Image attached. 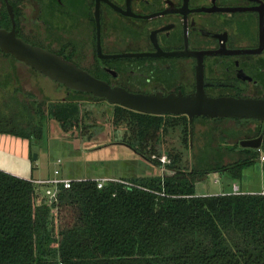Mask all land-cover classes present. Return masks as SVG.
Returning a JSON list of instances; mask_svg holds the SVG:
<instances>
[{"label":"trees","instance_id":"trees-1","mask_svg":"<svg viewBox=\"0 0 264 264\" xmlns=\"http://www.w3.org/2000/svg\"><path fill=\"white\" fill-rule=\"evenodd\" d=\"M8 1L18 24L20 13L13 0ZM0 26H11L4 0ZM3 55L16 60L11 54ZM64 88L66 96L47 100L44 107L38 103L33 108L31 102L17 100L26 110L22 117L7 103L0 104V133L24 138L32 145L42 138L45 114L64 130L88 134L91 124H83L89 115L86 109L94 106L93 102L104 101L110 108L105 122L113 123L112 128L123 123L129 131L120 143L172 172L122 176L101 186L96 178H75L69 187L60 186L57 198L50 202L40 185L0 169V264H264V194L195 193V181L208 172L225 170L239 178L242 169L259 157L255 148L242 147L238 140L250 131L258 133L260 120H250L256 126L245 134L223 130L236 140L226 148L228 152L238 149L240 156L235 162L224 163L222 153L211 149L210 139L197 155L191 148L187 169L178 152L168 151L167 161L151 158L162 152L164 134L175 127L189 148L186 114L137 111ZM32 110H37L40 119L34 118ZM198 119L223 120L196 116L192 131ZM261 148L264 152V138ZM244 151L249 152L248 157L243 156Z\"/></svg>","mask_w":264,"mask_h":264},{"label":"flooded vegetation","instance_id":"flooded-vegetation-1","mask_svg":"<svg viewBox=\"0 0 264 264\" xmlns=\"http://www.w3.org/2000/svg\"><path fill=\"white\" fill-rule=\"evenodd\" d=\"M13 2L15 33L111 85L188 93L201 84L212 96H264V0Z\"/></svg>","mask_w":264,"mask_h":264},{"label":"rangeland","instance_id":"rangeland-1","mask_svg":"<svg viewBox=\"0 0 264 264\" xmlns=\"http://www.w3.org/2000/svg\"><path fill=\"white\" fill-rule=\"evenodd\" d=\"M3 82L6 83L2 85ZM67 93L64 86L56 84L47 76L35 72L26 64L13 60L8 55L0 54V104L7 103L6 106H10L11 111L19 113L20 117L26 115V110L17 104V100L31 102L32 107L37 108L38 103L44 107V102L47 100H59ZM87 98L91 99V97ZM103 102H93L94 106L86 109L89 115L83 124L90 122L91 126L87 128L90 131L88 134H83L81 133L83 131L73 128L64 130L56 120L43 114L45 130H43L42 138L32 141L33 152L37 154L34 159L36 166H39L41 170L45 168L47 173L52 174L54 169H59L61 174L80 178L102 176L129 178L134 175L171 174L172 171L146 159L127 143H120L121 138L128 137L129 131L123 123L112 128L113 123L105 122L110 108H106ZM31 113L36 120L40 119L37 110H32ZM255 126L256 123L251 121L244 123L231 118L198 119L192 131L191 146L189 138V148L186 141L182 139L180 129L175 127L164 134L161 142L162 152L152 154L151 158L167 161L168 151L178 152L181 164L188 169L191 148L194 155H197L200 148L211 139V149L222 153L224 163H233L240 156L238 149L228 152L226 148H231L236 140L231 136L227 137L223 130L229 129L231 132H244L245 134ZM257 131L254 130V132ZM254 132L250 131V133ZM89 134L90 137L87 136ZM244 155L248 157L249 152L244 151ZM263 168L258 156L250 165H246L242 169L241 177L237 179V183L243 188L241 190L251 191L263 188ZM224 180L221 171H210L203 180L195 181V192L201 195L221 193L231 189V183L227 184Z\"/></svg>","mask_w":264,"mask_h":264},{"label":"water","instance_id":"water-1","mask_svg":"<svg viewBox=\"0 0 264 264\" xmlns=\"http://www.w3.org/2000/svg\"><path fill=\"white\" fill-rule=\"evenodd\" d=\"M6 3L11 26L6 28L0 26V50L11 54L16 60L32 67L40 74L49 79L66 86L70 90L88 92L95 97H104L109 103H118L122 106L137 111L148 113H171L186 114L189 122L190 146L192 145V121L196 116L208 118H233L241 122L249 120H260L262 124L261 133L256 137H245L238 141L243 147L258 148L264 130V96H212L205 93L201 84L188 93L181 91L142 92L132 91L121 85H111L104 79L93 75L89 70L79 66L75 62L63 57L50 49L30 43L17 35L14 30L15 21L10 4ZM260 48H258L259 50ZM102 57H124L143 54H97ZM199 78V72L197 74ZM225 84L227 82H212ZM37 157L32 153V159Z\"/></svg>","mask_w":264,"mask_h":264},{"label":"crops","instance_id":"crops-1","mask_svg":"<svg viewBox=\"0 0 264 264\" xmlns=\"http://www.w3.org/2000/svg\"><path fill=\"white\" fill-rule=\"evenodd\" d=\"M33 151H34L33 145L29 144V142L26 139L7 133H0V169L1 170L28 179H40V178L52 176L53 172L52 174L51 172L47 173V171H45V168L41 170L39 166H36L37 165L36 162L34 163L32 162L31 153H33ZM42 167H44V165H42ZM242 172L243 171H241V174ZM221 173L223 174V178L225 179L224 182L227 184L231 183V188L234 183L235 184L237 183V179L241 177L240 176L239 178H232L231 175L225 170L221 171ZM62 175L73 179L75 178L80 179V177L77 176H68L64 174ZM238 186L240 189L242 188L241 184L240 185L238 184ZM261 189L251 190L249 192H258ZM230 190L231 189H228L227 191H222L221 193L224 192L227 193ZM205 194H210V193H205Z\"/></svg>","mask_w":264,"mask_h":264},{"label":"built area","instance_id":"built-area-1","mask_svg":"<svg viewBox=\"0 0 264 264\" xmlns=\"http://www.w3.org/2000/svg\"><path fill=\"white\" fill-rule=\"evenodd\" d=\"M259 152L258 160L261 165L264 164V152L260 147L255 148ZM109 179H115V178H108L106 176L98 177L97 180V186H101L106 180ZM33 181L35 185H40L42 187V194L46 197L48 201H53L57 198V193L59 191L60 186L62 187H69L71 184V181L73 178L63 176L60 173L59 169H54L52 176H48L45 178L40 179H30ZM249 191L241 190L238 186V184H233L232 188L227 193H245ZM260 194H264V188L258 191Z\"/></svg>","mask_w":264,"mask_h":264}]
</instances>
